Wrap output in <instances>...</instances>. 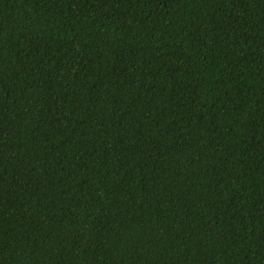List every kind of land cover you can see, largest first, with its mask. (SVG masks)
I'll return each mask as SVG.
<instances>
[{
    "label": "trees",
    "instance_id": "obj_1",
    "mask_svg": "<svg viewBox=\"0 0 264 264\" xmlns=\"http://www.w3.org/2000/svg\"><path fill=\"white\" fill-rule=\"evenodd\" d=\"M0 264H264V0H0Z\"/></svg>",
    "mask_w": 264,
    "mask_h": 264
}]
</instances>
